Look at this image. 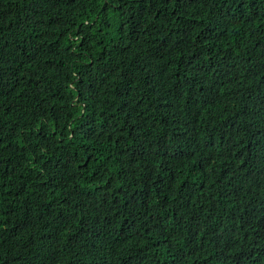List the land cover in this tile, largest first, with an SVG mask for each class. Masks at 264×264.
<instances>
[{
  "label": "trees",
  "instance_id": "16d2710c",
  "mask_svg": "<svg viewBox=\"0 0 264 264\" xmlns=\"http://www.w3.org/2000/svg\"><path fill=\"white\" fill-rule=\"evenodd\" d=\"M0 264H264V0H0Z\"/></svg>",
  "mask_w": 264,
  "mask_h": 264
}]
</instances>
